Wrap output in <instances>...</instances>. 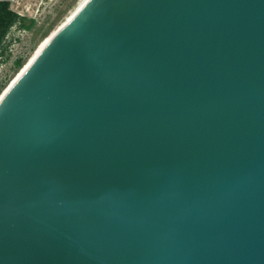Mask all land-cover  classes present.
<instances>
[{
    "label": "water",
    "instance_id": "1",
    "mask_svg": "<svg viewBox=\"0 0 264 264\" xmlns=\"http://www.w3.org/2000/svg\"><path fill=\"white\" fill-rule=\"evenodd\" d=\"M0 264H264V0H86L0 102Z\"/></svg>",
    "mask_w": 264,
    "mask_h": 264
},
{
    "label": "rangeland",
    "instance_id": "2",
    "mask_svg": "<svg viewBox=\"0 0 264 264\" xmlns=\"http://www.w3.org/2000/svg\"><path fill=\"white\" fill-rule=\"evenodd\" d=\"M81 0H18L11 8L27 18H34L36 25L27 31L17 49L23 58V65L13 70L1 94L10 85L20 70L32 59L39 47L55 33ZM78 3V4H77ZM70 13V14H69ZM57 29V30H56ZM52 33V34H51Z\"/></svg>",
    "mask_w": 264,
    "mask_h": 264
},
{
    "label": "trees",
    "instance_id": "3",
    "mask_svg": "<svg viewBox=\"0 0 264 264\" xmlns=\"http://www.w3.org/2000/svg\"><path fill=\"white\" fill-rule=\"evenodd\" d=\"M35 25L36 20L34 18H27L13 10L10 0H0V53L5 51V38L14 26L28 31ZM14 64L15 69L20 68L23 65V58H17ZM4 86L1 87L0 91Z\"/></svg>",
    "mask_w": 264,
    "mask_h": 264
},
{
    "label": "built area",
    "instance_id": "4",
    "mask_svg": "<svg viewBox=\"0 0 264 264\" xmlns=\"http://www.w3.org/2000/svg\"><path fill=\"white\" fill-rule=\"evenodd\" d=\"M15 2H18V0H10V4H14ZM18 13L23 15L20 12ZM26 34V29L14 26L5 38L6 49L0 53V89L7 83L11 73L15 70V60L22 57L18 55L17 49L20 46V41L23 40Z\"/></svg>",
    "mask_w": 264,
    "mask_h": 264
},
{
    "label": "bare ground",
    "instance_id": "5",
    "mask_svg": "<svg viewBox=\"0 0 264 264\" xmlns=\"http://www.w3.org/2000/svg\"><path fill=\"white\" fill-rule=\"evenodd\" d=\"M86 0H81L80 3L78 4V6H76L75 10L73 12H71V14L67 17V19L62 22L63 24L61 26H63L69 19L70 17L75 13V11L85 2ZM60 26V27H61ZM57 30V29H56ZM52 34V33H51ZM35 55V54H34ZM33 57V56H32ZM30 61V59H29ZM24 68V67H23ZM23 68L20 70L19 74L14 78V80L10 83V85L5 89V91L1 94L0 96V102L2 101V99L4 98L5 94L8 92V90L10 89V87L12 86V84L15 82V80L18 78V76L21 74Z\"/></svg>",
    "mask_w": 264,
    "mask_h": 264
}]
</instances>
